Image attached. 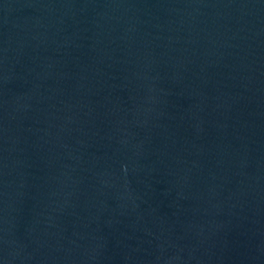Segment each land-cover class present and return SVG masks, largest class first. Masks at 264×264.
I'll use <instances>...</instances> for the list:
<instances>
[{"label": "water", "instance_id": "1", "mask_svg": "<svg viewBox=\"0 0 264 264\" xmlns=\"http://www.w3.org/2000/svg\"><path fill=\"white\" fill-rule=\"evenodd\" d=\"M0 264H264V0H0Z\"/></svg>", "mask_w": 264, "mask_h": 264}]
</instances>
